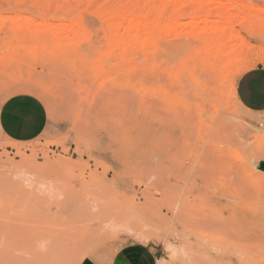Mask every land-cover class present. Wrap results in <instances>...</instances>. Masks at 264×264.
Returning a JSON list of instances; mask_svg holds the SVG:
<instances>
[{
  "label": "rangeland",
  "instance_id": "rangeland-1",
  "mask_svg": "<svg viewBox=\"0 0 264 264\" xmlns=\"http://www.w3.org/2000/svg\"><path fill=\"white\" fill-rule=\"evenodd\" d=\"M260 64L264 0H0V103L48 110L36 140L0 138V264L131 241L264 264V119L236 95Z\"/></svg>",
  "mask_w": 264,
  "mask_h": 264
},
{
  "label": "crops",
  "instance_id": "crops-1",
  "mask_svg": "<svg viewBox=\"0 0 264 264\" xmlns=\"http://www.w3.org/2000/svg\"><path fill=\"white\" fill-rule=\"evenodd\" d=\"M236 95L246 111L264 119V64L248 70L238 79ZM47 124V107L34 94H14L0 103V138L16 143L32 142L43 134ZM168 262L162 247L131 241L107 260L98 261L88 257L80 264H167Z\"/></svg>",
  "mask_w": 264,
  "mask_h": 264
},
{
  "label": "bare ground",
  "instance_id": "bare-ground-1",
  "mask_svg": "<svg viewBox=\"0 0 264 264\" xmlns=\"http://www.w3.org/2000/svg\"><path fill=\"white\" fill-rule=\"evenodd\" d=\"M221 60V59H220ZM219 60V61H220ZM212 68V67H211ZM241 106V105H240ZM260 130V129H259ZM264 131V130H263ZM4 166V165H3ZM9 167V166H8ZM8 170L10 169V168H7ZM6 169V170H7ZM13 169V168H12ZM12 171V170H11ZM261 171H264V167L261 169ZM13 176H14V174H12ZM18 175V177H19V175H21V176H24L25 177V179H27V181H28V179H29V176L28 175H26V170L24 171H22V172H20V173H18L17 174ZM23 177V178H24ZM17 178V177H16ZM23 178L21 179V180H23ZM18 179V178H17ZM19 180V179H18ZM107 226H110V227H112V229H118L119 228V225H117V223H114L112 220H110V221H108V223H107ZM127 230H128V228H127ZM130 232H133V230L132 229H129V232L128 233H130ZM137 236L141 239V240H143V241H145V240H147L148 239V236H147V234L146 233H141V234H137ZM166 250L168 251V252H170V253H172L173 255L176 253V249L175 248H173V247H171V246H167L166 247ZM161 263V262H160Z\"/></svg>",
  "mask_w": 264,
  "mask_h": 264
}]
</instances>
